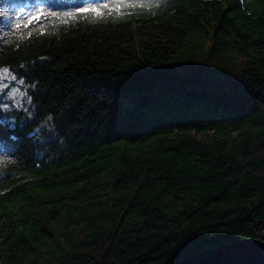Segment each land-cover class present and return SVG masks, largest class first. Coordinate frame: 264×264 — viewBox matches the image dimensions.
Returning <instances> with one entry per match:
<instances>
[{
  "label": "trees",
  "instance_id": "obj_1",
  "mask_svg": "<svg viewBox=\"0 0 264 264\" xmlns=\"http://www.w3.org/2000/svg\"><path fill=\"white\" fill-rule=\"evenodd\" d=\"M33 2L0 0V69L30 101L0 119V264L264 243V0H136L155 6L49 18L20 41Z\"/></svg>",
  "mask_w": 264,
  "mask_h": 264
},
{
  "label": "snow or ice",
  "instance_id": "obj_2",
  "mask_svg": "<svg viewBox=\"0 0 264 264\" xmlns=\"http://www.w3.org/2000/svg\"><path fill=\"white\" fill-rule=\"evenodd\" d=\"M155 5H149L144 3L136 2V0H82L72 6V10L57 13L50 11L48 7L42 4L33 5L30 10H21L17 14V22L14 24V30L18 32L17 39L22 41L23 39L30 38L32 35L31 25L33 28H39L43 21L49 18L58 17L60 19L71 18V19H85L99 21L106 17L122 18L128 9L141 8V7H154ZM7 13L0 12V16H6ZM23 29L24 31H21ZM40 34H45L43 31ZM5 73L9 72V69L3 70ZM16 79L15 77H12ZM10 98L13 99L12 106L20 109L23 108L22 100L26 93H21L18 89L9 93ZM9 105L3 104L2 110L8 111ZM27 111V110H25ZM46 119H51L46 117ZM43 126L37 129L38 133L43 132ZM12 139H15L13 137Z\"/></svg>",
  "mask_w": 264,
  "mask_h": 264
},
{
  "label": "water",
  "instance_id": "obj_3",
  "mask_svg": "<svg viewBox=\"0 0 264 264\" xmlns=\"http://www.w3.org/2000/svg\"><path fill=\"white\" fill-rule=\"evenodd\" d=\"M166 264H264V243L241 239Z\"/></svg>",
  "mask_w": 264,
  "mask_h": 264
},
{
  "label": "rangeland",
  "instance_id": "obj_4",
  "mask_svg": "<svg viewBox=\"0 0 264 264\" xmlns=\"http://www.w3.org/2000/svg\"><path fill=\"white\" fill-rule=\"evenodd\" d=\"M3 70L4 69H0V119L6 123L9 122V126L13 127L12 125L14 124V116L17 113H20L19 111L23 113H27V111L30 108V101L27 97L28 89H26V86L22 83V81L13 79L12 77H15L14 75L10 74L9 72L5 73ZM17 89L21 93H26V96H24L22 100L23 108H20V109H17L12 106L13 99L10 98V95H9V93ZM3 104L9 105L8 111L2 110ZM6 112H7V115H6ZM5 115L7 116L8 119L5 118ZM40 141L42 143H45L49 141V138L42 137Z\"/></svg>",
  "mask_w": 264,
  "mask_h": 264
}]
</instances>
